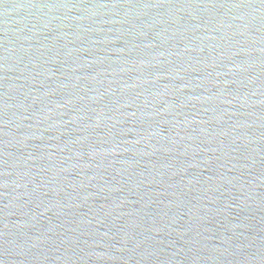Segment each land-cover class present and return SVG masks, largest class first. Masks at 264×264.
<instances>
[{
    "label": "water",
    "instance_id": "water-1",
    "mask_svg": "<svg viewBox=\"0 0 264 264\" xmlns=\"http://www.w3.org/2000/svg\"><path fill=\"white\" fill-rule=\"evenodd\" d=\"M0 264H264V0H0Z\"/></svg>",
    "mask_w": 264,
    "mask_h": 264
}]
</instances>
